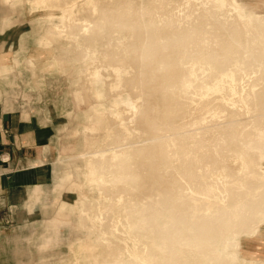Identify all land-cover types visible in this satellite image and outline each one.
<instances>
[{
	"label": "bare ground",
	"instance_id": "6f19581e",
	"mask_svg": "<svg viewBox=\"0 0 264 264\" xmlns=\"http://www.w3.org/2000/svg\"><path fill=\"white\" fill-rule=\"evenodd\" d=\"M217 5L216 0H117L98 15L87 7V20L77 17L72 23L79 32L89 26L90 37L129 31L140 38L129 45L131 59L120 49L107 56L112 69H132L118 80L117 93L131 90L136 123L149 131L127 138L116 128V149L130 151L133 160L114 167L111 193L117 201L110 207L128 213L134 237L144 248L160 250L161 264H240L227 251L238 247L228 238L256 237L264 224V188L258 189L263 182L252 176L264 152V25L254 16L223 18ZM191 15L200 20L198 26ZM71 54L80 58L85 52ZM219 79L227 91H204V82L220 89ZM98 163L107 164L102 158ZM222 167L230 175L223 179L229 187L214 206L190 187L203 190L207 176ZM244 179L249 188L235 186ZM106 252L112 256V250Z\"/></svg>",
	"mask_w": 264,
	"mask_h": 264
},
{
	"label": "rangeland",
	"instance_id": "374dc122",
	"mask_svg": "<svg viewBox=\"0 0 264 264\" xmlns=\"http://www.w3.org/2000/svg\"><path fill=\"white\" fill-rule=\"evenodd\" d=\"M15 1L1 0L8 9L21 13V16L16 17L17 20L6 15L4 20L11 19L10 25L6 24V27L17 22L14 26L17 27L13 29L25 28L28 32L29 27L37 23L38 30H41L38 32L41 40L42 33L50 26L49 33L53 34L56 42L55 50L63 51V55L71 62H86L87 83L93 81V75L96 74L101 84V95L98 97L101 103L96 106V117L86 118L81 111H87L96 102L88 93L83 96V103H80V91L74 88L71 79L72 75L77 74L76 70L70 73L52 71L48 68L52 59L44 57L47 53L44 52L43 46L40 48L38 45H33L29 51L28 55L38 53L41 59L38 66L46 73L42 91L50 93L46 101L51 104L54 123L60 129L53 160V173L45 179L39 177L42 184V180L49 181V186L38 184L40 186L38 191L32 194V201L28 202L31 204L30 207L26 206L23 213V215L30 214L32 218H29L31 223L21 224V230L29 232L32 235L31 238L37 235L36 240L31 239V244L35 243L38 249L33 244L31 249L34 251L37 249L39 255L35 254L37 256L32 257L31 264H161L157 257L162 252L144 248L140 240L134 237L128 213L110 207L117 201L111 193L114 187L112 181L114 167L119 161L127 163L133 160L130 151L116 149V128V133L120 130L127 138L149 131L136 123L138 104L131 90L124 87L119 91L120 93H117L120 86L118 80H123L132 69H112L108 64L107 56L115 49H120L131 59L133 52L129 45L139 42L140 38L129 31L116 33L112 37H90L89 26L82 32L72 28V23L77 20V17L84 18H81L83 21L87 20L85 10L87 7H93L94 14L98 15L102 6L113 4L117 0H38V6L30 0H25L20 5H17ZM216 1L218 14L223 18L229 19L235 15L255 17L252 12L244 11L245 6L240 0ZM246 11L249 10L246 9ZM190 18L195 25H199L200 20L195 15H191ZM256 18L258 21L261 20L259 17ZM260 22V25L264 24V19ZM74 50H83L85 55L77 58L71 54ZM202 70L213 71L214 69L203 67ZM217 82L220 89L213 90L208 87V83L204 82V91H208L209 94L211 91L213 93L227 91L225 80L219 79ZM21 84L23 86V83ZM21 97L26 102L42 100L41 97L36 99L35 95L30 96L25 92ZM55 102L60 103L62 108H67V112L56 110ZM130 109L134 113L129 112ZM178 121L179 119H176L175 122ZM89 125L96 126L95 131H88ZM175 141L176 144L179 143L178 138ZM260 154L262 165L260 164L259 170H254L252 176L262 180L263 185H260L258 189H263L264 152L260 151ZM171 157L173 166L181 171L182 166L178 156L171 153ZM99 158L106 160V166L99 165ZM210 176H207V183L203 190L196 184L191 185L190 190L198 194L204 192L207 198L213 200L214 206H217L224 201L222 197L225 196L224 193L229 187L227 182L224 184L223 179H228L230 175L227 167H222L219 172ZM234 184L241 189L250 187L247 179ZM41 188H44V191H41ZM118 198L120 202L125 199L123 195ZM65 200L69 202V207L62 211L61 203ZM46 233L48 236H45ZM45 237L53 239V249L48 254L42 250L45 248ZM245 238L244 236L228 238V242L238 247H230L227 251L240 264H264L263 257L252 253L247 255L242 249ZM22 241L26 243L27 238ZM108 250L113 251L110 257L106 252ZM28 253L27 249L22 256L32 255Z\"/></svg>",
	"mask_w": 264,
	"mask_h": 264
},
{
	"label": "crops",
	"instance_id": "0c3cea01",
	"mask_svg": "<svg viewBox=\"0 0 264 264\" xmlns=\"http://www.w3.org/2000/svg\"><path fill=\"white\" fill-rule=\"evenodd\" d=\"M24 1L16 0L15 3L20 5ZM240 1L249 10L244 8L245 12H252L263 21L264 13L259 12H264V0ZM30 2L38 6V0ZM6 15L17 20L16 17L21 16V13L8 9L0 0V264H31L32 257L38 252L35 243L32 244L37 248L36 251L31 249V239L36 240L37 235L31 238L29 232L21 230V224L31 223L29 218H32L29 213H23L26 206L31 205L28 202L32 201V194L40 186H44L43 184L49 186V181L42 180V184L39 179H45L53 173L60 129L54 123L53 108L46 101L50 93L42 91L46 73L38 66L41 59L38 53L28 55L29 51L33 45L40 48L43 46L47 53L44 57L52 59L48 64L52 71L70 73L76 70L77 74L72 75L71 79L74 88L80 91V103H83V96L88 93L96 102L87 111H81L86 118L96 117V106L101 103L98 98L101 95V84L96 74L93 75V81L87 83L86 62H71L63 55V51L55 50L56 42L53 34L49 33L50 26L42 33L40 40L38 32L41 30H38L37 23L30 26L28 32L25 28L13 29L17 27H14L17 22L6 27V24L11 23L9 18L4 20ZM23 92L30 96L35 95L36 99L41 97L42 100L23 101ZM57 102L54 103L55 109L67 112V108H62ZM87 129L93 132L96 126L89 125ZM40 190L44 191V188ZM68 207V201L61 203L62 211ZM45 236H48L47 233ZM24 238H27L26 243L22 241ZM244 241L242 249L247 255L252 253L264 258V227L259 237L245 238ZM44 243L45 248L42 250L45 254L52 252L53 239L45 237ZM27 249L28 254L32 255L23 257Z\"/></svg>",
	"mask_w": 264,
	"mask_h": 264
}]
</instances>
